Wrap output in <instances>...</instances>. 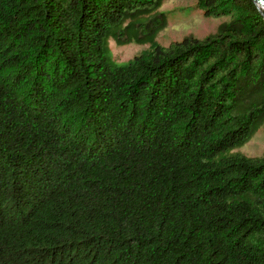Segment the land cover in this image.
<instances>
[{
  "label": "trees",
  "instance_id": "trees-1",
  "mask_svg": "<svg viewBox=\"0 0 264 264\" xmlns=\"http://www.w3.org/2000/svg\"><path fill=\"white\" fill-rule=\"evenodd\" d=\"M124 65L163 0H0V264H264V10Z\"/></svg>",
  "mask_w": 264,
  "mask_h": 264
},
{
  "label": "rangeland",
  "instance_id": "rangeland-1",
  "mask_svg": "<svg viewBox=\"0 0 264 264\" xmlns=\"http://www.w3.org/2000/svg\"><path fill=\"white\" fill-rule=\"evenodd\" d=\"M159 11L164 13L165 23L149 40L140 39L139 34H130L125 41L110 39L106 54L113 66L124 65L136 55L148 49L151 41L167 46L172 41L185 37L204 38L217 32L220 24L228 22L230 17L205 16L202 9L194 6L193 0H163ZM241 153L247 156L264 154V120L255 127L254 134L243 145L234 147L226 154Z\"/></svg>",
  "mask_w": 264,
  "mask_h": 264
},
{
  "label": "water",
  "instance_id": "water-1",
  "mask_svg": "<svg viewBox=\"0 0 264 264\" xmlns=\"http://www.w3.org/2000/svg\"><path fill=\"white\" fill-rule=\"evenodd\" d=\"M251 1L254 2L258 7L264 6V0H251Z\"/></svg>",
  "mask_w": 264,
  "mask_h": 264
},
{
  "label": "bare ground",
  "instance_id": "bare-ground-1",
  "mask_svg": "<svg viewBox=\"0 0 264 264\" xmlns=\"http://www.w3.org/2000/svg\"><path fill=\"white\" fill-rule=\"evenodd\" d=\"M262 9H264V6H260Z\"/></svg>",
  "mask_w": 264,
  "mask_h": 264
}]
</instances>
